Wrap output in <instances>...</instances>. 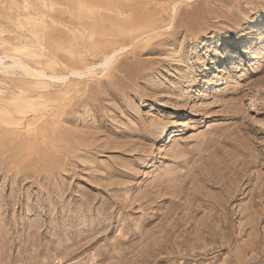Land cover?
Listing matches in <instances>:
<instances>
[{
    "label": "rangeland",
    "instance_id": "rangeland-1",
    "mask_svg": "<svg viewBox=\"0 0 264 264\" xmlns=\"http://www.w3.org/2000/svg\"><path fill=\"white\" fill-rule=\"evenodd\" d=\"M99 1L0 0V55L126 48L44 116L6 121L0 73V264H264V0Z\"/></svg>",
    "mask_w": 264,
    "mask_h": 264
},
{
    "label": "bare ground",
    "instance_id": "bare-ground-1",
    "mask_svg": "<svg viewBox=\"0 0 264 264\" xmlns=\"http://www.w3.org/2000/svg\"><path fill=\"white\" fill-rule=\"evenodd\" d=\"M105 3H106V0H100L99 1V6L100 7L102 6L101 7L102 12L104 11L103 9H104ZM94 17L95 16H92V20H94ZM120 22L121 23H119V25L122 24V19H120ZM95 24H97V23H95ZM99 27H102V25ZM150 27H154L157 30L158 29V22L155 21V22L151 23ZM141 30H142V28H139V30L135 29V31L132 32L133 38L135 39L134 42H136V43L138 42V40H140L146 34L143 32L139 33ZM112 31H113V29L111 30V32H106V34L103 35L105 39L102 42L105 43L104 48L106 49V51L103 53L104 54L103 55L104 56L103 61L98 63V64L88 65L84 69H74L73 68V70L70 72L69 75H61V74H58L56 72L55 73L54 72L49 73V71L46 68L34 67L31 64L27 63L26 61H24L19 56H15V55L3 56V55H0V73L12 74L15 76L18 74H16L14 72V70L18 69L20 71L19 76L21 75V77L26 78V81L24 80V82L20 86L7 89V91L9 93H11V94H9L10 96H8V94H4V96H1V99L2 98L10 99V101H8V102L7 101L5 102L3 100V105L1 107V109H3V111L5 113V120L7 121L9 119H12V117H17V119L18 118L20 119V118H22L20 116L26 115L27 113H29V111L31 109L35 114H37V113L43 114V116H44L45 113L48 111V108H53L54 106L57 105V103H58L57 101L59 99V96L65 95L64 93L66 91L64 90L61 93L56 94L58 96L54 95L53 97H49V98L44 97L45 95H47L50 92V89L52 87L56 86L57 83L63 82L65 84L71 78H73V79H85V78H87L88 74L95 75L97 68L106 67V66H109L110 64H112L115 61L117 54L120 51L126 49L125 47H122L120 49L119 48H115V49L112 48L114 43L111 39L109 40V37L111 35H115V33H116L115 31H113V32ZM2 35H4V32L0 28V39H3L4 36H2ZM6 36H7V34H6ZM7 37H9L8 43L10 42V44L14 43L15 41H18V40L22 41V42L26 40V37L23 38L21 35L14 34V33H10V34L8 33ZM0 42L2 43L3 40H1ZM25 42H27V41H25ZM1 43H0V45H1ZM4 43L5 42H3V44ZM22 50H27V47L24 46ZM5 52L7 53V51H5ZM50 58H51V56H50ZM8 60H11V62L7 63L6 61H8ZM54 62H55V60H54ZM48 65L52 69H54V67H55V65L52 63H48ZM184 80L185 79H180V81H184ZM1 84H3L4 87H7V86H5V82L0 81V85ZM58 87H60V85ZM57 90H59V89H57ZM189 90L193 91L192 89H189ZM33 96H37L38 98L34 100ZM1 122H3V121H1ZM37 125H39V124H37ZM164 133H166V131H164Z\"/></svg>",
    "mask_w": 264,
    "mask_h": 264
}]
</instances>
